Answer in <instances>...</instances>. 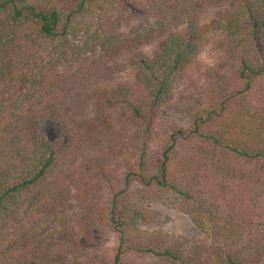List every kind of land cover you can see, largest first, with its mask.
I'll return each instance as SVG.
<instances>
[{
	"label": "trees",
	"instance_id": "obj_1",
	"mask_svg": "<svg viewBox=\"0 0 264 264\" xmlns=\"http://www.w3.org/2000/svg\"><path fill=\"white\" fill-rule=\"evenodd\" d=\"M0 264H264V0H0Z\"/></svg>",
	"mask_w": 264,
	"mask_h": 264
},
{
	"label": "rangeland",
	"instance_id": "obj_2",
	"mask_svg": "<svg viewBox=\"0 0 264 264\" xmlns=\"http://www.w3.org/2000/svg\"><path fill=\"white\" fill-rule=\"evenodd\" d=\"M168 122H174L177 124H182L186 121V119L176 113H169L166 116ZM49 138H53L55 135V131L52 128L45 129ZM70 210L75 211L76 206L75 202H70ZM152 210L154 212L153 221L150 224L142 227L148 231H161L167 234L175 235L178 237L185 238H198L200 236L198 230L194 228L189 220L182 214L168 208L161 206L159 204H155L152 206ZM61 223L60 220L56 217L54 218H46V219H38L37 225L34 227V235L35 236H51V234L55 235V231L60 228ZM55 237L58 240L60 236L56 234ZM104 243L105 240L102 239ZM64 259L56 260L57 263H61Z\"/></svg>",
	"mask_w": 264,
	"mask_h": 264
},
{
	"label": "clouds",
	"instance_id": "obj_3",
	"mask_svg": "<svg viewBox=\"0 0 264 264\" xmlns=\"http://www.w3.org/2000/svg\"><path fill=\"white\" fill-rule=\"evenodd\" d=\"M218 53L214 50L213 44L209 41L195 55L196 62L205 67H213L217 63Z\"/></svg>",
	"mask_w": 264,
	"mask_h": 264
}]
</instances>
